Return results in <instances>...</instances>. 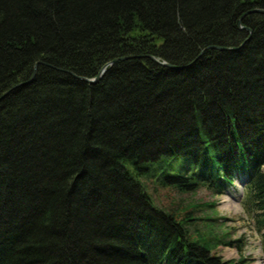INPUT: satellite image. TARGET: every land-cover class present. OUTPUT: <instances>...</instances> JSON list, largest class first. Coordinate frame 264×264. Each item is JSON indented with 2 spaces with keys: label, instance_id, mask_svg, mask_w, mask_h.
<instances>
[{
  "label": "trees",
  "instance_id": "trees-1",
  "mask_svg": "<svg viewBox=\"0 0 264 264\" xmlns=\"http://www.w3.org/2000/svg\"><path fill=\"white\" fill-rule=\"evenodd\" d=\"M255 8L264 0H0V264L245 263L191 239L190 217L155 206L140 178L179 161L175 190L220 194L244 170L264 237Z\"/></svg>",
  "mask_w": 264,
  "mask_h": 264
},
{
  "label": "rangeland",
  "instance_id": "rangeland-1",
  "mask_svg": "<svg viewBox=\"0 0 264 264\" xmlns=\"http://www.w3.org/2000/svg\"><path fill=\"white\" fill-rule=\"evenodd\" d=\"M179 165L177 161L173 168L163 167L156 175L140 178L153 204L175 212L180 218L190 217L187 225L191 239L201 243L206 240V245L215 247L213 251L223 259L242 257L245 264H264V237L256 228L251 198L244 185L248 173L237 172L233 184L220 194L205 188L180 192L166 180V176L180 171ZM216 240H234V243L224 245L219 241L216 246Z\"/></svg>",
  "mask_w": 264,
  "mask_h": 264
},
{
  "label": "water",
  "instance_id": "water-1",
  "mask_svg": "<svg viewBox=\"0 0 264 264\" xmlns=\"http://www.w3.org/2000/svg\"><path fill=\"white\" fill-rule=\"evenodd\" d=\"M251 11H261V12H264V9H262V8H255V9L250 10L249 12H251ZM245 14H246V13H245ZM239 23H240V22H239ZM240 24H241V23H240ZM239 27H243V28L247 29L249 32L251 31V30H250L248 27H246V26L239 25ZM212 47H216V48H219V49H224V48L221 47V46H212ZM113 61H114V60L105 63V64L100 68V70L98 71V73H97V75H96L95 77H93V78L83 77V79L86 80V81H88V82H91V83L96 82V81L99 79V77L101 76V74L105 71L107 65L113 63ZM163 64H165V63H163ZM166 65H169V64H166Z\"/></svg>",
  "mask_w": 264,
  "mask_h": 264
}]
</instances>
